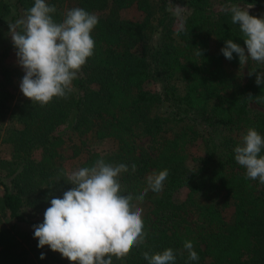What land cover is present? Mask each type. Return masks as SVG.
Returning a JSON list of instances; mask_svg holds the SVG:
<instances>
[{"label":"trees","instance_id":"trees-1","mask_svg":"<svg viewBox=\"0 0 264 264\" xmlns=\"http://www.w3.org/2000/svg\"><path fill=\"white\" fill-rule=\"evenodd\" d=\"M177 2L190 11L178 29ZM46 3L55 6L56 22L77 7L102 14L92 32L94 54L66 99L45 106L27 97L15 101L16 73L0 70V144L11 147L10 157L0 159L8 178L0 182V264H72L48 246L38 248L33 225L43 222L51 198L72 187L64 178L67 160H80L77 170L101 158L128 165L119 178L122 194L143 210L146 233L144 244L123 260L113 257V264H147L143 252L167 248L175 251V264H264V184L246 179L234 153L248 128L264 136V84L255 82L264 64L249 59L241 65L235 53L228 60L221 52L228 39L244 46L225 9L237 5L264 17V0ZM33 5L0 0V38L9 37L4 55L17 52L10 24ZM132 6L141 13L136 20L122 14ZM163 169L169 171L163 190L136 201L146 178ZM4 218L23 227H5ZM186 240L199 260L188 259Z\"/></svg>","mask_w":264,"mask_h":264},{"label":"clouds","instance_id":"clouds-1","mask_svg":"<svg viewBox=\"0 0 264 264\" xmlns=\"http://www.w3.org/2000/svg\"><path fill=\"white\" fill-rule=\"evenodd\" d=\"M225 11L231 12L232 23L239 26L244 46L226 40L221 49L224 57L232 60L235 53L241 65L249 59L264 64V17L251 15L248 8L237 5ZM55 12V6L46 0H34L26 16L10 24L18 63L25 73L20 89L25 97L41 106L57 97L66 99L73 91V81L94 54L92 32L99 23L97 15L83 8L68 10L62 22L53 19ZM255 82L264 84V72H256ZM262 149L264 136L255 128H248L234 153L235 161L245 169L246 179L264 184ZM135 169L133 164L131 170ZM128 171L126 164L112 165L101 158L91 167L65 174L72 187L62 197L51 198L43 222L33 225L37 247L48 246L72 264H113V257L123 260L134 247L144 244L143 210L136 206L131 194H122L119 178ZM168 175V169L150 174L147 186L135 200L142 202L149 190L161 192ZM183 247L189 260H199L192 241L186 240ZM142 255L147 264L176 261L172 248L154 254L145 251ZM40 258L44 259L45 253L41 252Z\"/></svg>","mask_w":264,"mask_h":264},{"label":"rangeland","instance_id":"rangeland-1","mask_svg":"<svg viewBox=\"0 0 264 264\" xmlns=\"http://www.w3.org/2000/svg\"><path fill=\"white\" fill-rule=\"evenodd\" d=\"M173 11L176 15V22H175V27L181 28L184 22V19L187 17V15L189 14V9L182 5L181 3L177 2L173 5ZM93 14L95 15H101L102 12L101 11H96L93 12ZM122 14L132 20H136L138 18H140L141 13L135 8V7H129L126 9L122 10ZM25 16L22 15L20 18H18V20L24 18ZM3 31V30H2ZM1 31V32H2ZM8 36L2 37L0 38V70L2 67H9L10 69H13L14 72L16 73V76L14 77V82H13V92H14V100L17 101L21 98H24L25 96L23 95L21 89H20V83L22 80V77L24 76V71L22 69V67L20 66V64L18 63V57L16 55V52L14 51H9L6 55L3 54L4 49L7 47L8 43H9V37ZM145 87L150 89V90H157L158 86L157 84L153 83V82H147L145 84ZM191 151H196L198 152V149H196L195 147H191L190 149ZM10 152H11V147L9 144L7 143H1L0 144V159H8L10 157ZM37 157V155H35V158ZM84 157V156H82ZM80 160L78 159H73V160H67L64 163L65 166V170L66 173H69L71 171L76 170L77 164H79ZM0 182H8V178L3 176L2 173H0ZM2 187L0 185V194L2 193ZM185 192L181 191L178 194V199L181 200L184 198ZM2 225L5 227H11L13 225H15V229H20L22 228V224L16 223L14 222V220L10 219V218H4L2 220ZM14 229V230H15ZM206 264H208V262H206Z\"/></svg>","mask_w":264,"mask_h":264}]
</instances>
